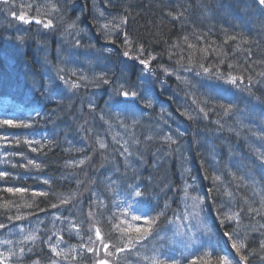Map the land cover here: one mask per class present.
Listing matches in <instances>:
<instances>
[{
	"label": "trees",
	"instance_id": "obj_1",
	"mask_svg": "<svg viewBox=\"0 0 264 264\" xmlns=\"http://www.w3.org/2000/svg\"><path fill=\"white\" fill-rule=\"evenodd\" d=\"M74 1L75 0H59V4L62 6L63 22L58 18L60 14L55 16V22L67 24L75 20L77 23H80L78 27L81 31L79 33L84 34V36H89L88 39L83 40L84 42H82L81 45H94V48L98 49L99 47L101 49L94 52L93 55L101 59L103 65L107 64L110 66V70L108 71V74H110L109 76H112L110 79H118L110 73L111 70L124 71L125 68H127L126 70L130 69L129 72L135 75L138 69L141 70L142 68L138 61L126 60V57L121 55L122 48L120 40H123V35L121 38V35L117 34L116 37H114L116 39V44H111L105 41L102 33H99L101 31L98 28V24L107 23L112 20L113 17L126 16L127 24L124 28L127 35L136 41L137 44H142L143 46L146 44L147 47L153 45L158 48L161 59L165 58L171 60L173 61L172 65L175 63V66L180 67V65L176 63L177 60L183 59V62L187 64L189 58L194 59L195 62L203 63L207 60L209 65L218 64L219 60H221L220 58L224 57L225 54H229L228 52L230 51L232 54H234L232 51L236 52L235 58L237 61L229 63L234 66L233 68L225 66L224 69L223 67L225 74L232 72L239 76L243 75L247 79L248 77L255 78L254 80H256L257 84L254 85V88L251 87V92L252 90H256V94L254 95L256 100L254 104L245 103V106H247L248 110H250V107H255L256 110L259 108L258 112H264V105L262 106L264 103V75H261L264 73V63H261V61H264V10L263 13L259 12V9H255V7L250 4L249 0L243 1L241 5L238 4L239 0H79V3ZM159 3L162 5H159ZM78 4H80V7L81 4H84V7H81L82 11L76 9V5ZM227 5L230 7L227 8ZM5 9L6 5L2 4V10L0 11V108H4L6 113L16 114L18 116L16 118L18 122L23 121L33 125L31 128H9L7 132L10 137L15 135L19 138L40 140L43 144L47 145L42 153H32L30 149H27L24 145L18 148H7L8 152L14 150L24 151L29 158L37 162L40 160L47 166L45 171L32 169L25 172L24 169L21 168L11 169V171L19 176H26L28 178L29 183L25 181L23 186H27L36 191H48L50 193L48 197L49 200L54 190L45 187V184H43L44 179L51 181V187H60L59 184L55 183L56 177H68L74 180L85 179L99 185L94 176L88 175L87 172L83 174L82 169H78L75 165V161L87 155L86 148L89 143L88 140L96 142L99 138L103 139L106 144H111V146L107 145V148L104 149L105 151H99H101L104 157H107V164L105 166L110 168L111 165H115L123 174H129L124 181H133L135 179L134 175L141 176V179L144 178L145 167L143 165L147 162L141 160V154L146 153L144 148L148 150L160 142L163 146L165 145L168 147L165 151L166 153L170 154V152H172L173 154L186 156V158H190L188 157L190 151H194V149L198 151L202 148L200 141L194 138L185 143L176 141L177 146L173 148L171 145L172 147L170 149V145H167L158 132L164 129L167 133L171 134L179 129H184V126L176 123V119L170 117L165 109L162 111L156 106L153 107L152 104V107L146 108L147 111L144 112L143 110H145V108L140 105L142 112H138L135 117L139 123H133L132 118L120 114L116 108L107 109L105 105L102 104V102H105L107 99L106 94L108 90H110L108 86H89L81 87L77 90H68L63 82L56 78L57 68H64L65 71L71 70L69 64L76 60L78 63L77 67L84 71L83 75H87L91 78L93 74L91 71H87L80 67L82 66L81 64L86 63L90 55L86 53H84V55L80 54V58L85 57L83 63H81L82 60L79 63L78 53H76L75 56L76 48L73 47L72 43L75 33L67 36L63 33L64 35H61L58 39H53L52 42L50 37L55 36L56 31H50L48 41L47 34L45 32L42 34V30H40L39 33L32 30L22 32L21 30L25 27H20L16 24L17 28L9 30L17 33L15 37H12L10 35L11 32H7L8 29L2 26V21L4 22L7 18ZM72 9L76 10L70 13ZM98 9L103 10V17L98 15ZM220 9L229 15L223 18L224 21L218 18ZM249 13L250 15H248ZM80 14L86 17V21L79 18ZM67 16H69L70 19H67ZM178 19H183L184 24H180ZM232 23L234 24L232 25ZM9 24L10 23H7L8 28L10 26ZM38 30L39 27L37 28V31ZM63 31H65V29H63ZM96 32L99 36L96 35ZM41 34L46 36V38L41 39ZM21 35L24 37L22 43L16 39ZM229 36H235L237 39L230 40L228 39ZM184 37H188L187 42H185ZM244 40L249 41V43H243ZM48 42L50 45H48ZM189 44L196 45V47L189 48ZM173 45H178V47H173ZM105 46L107 48L113 46L114 51L110 54L103 51L102 49ZM82 48L81 52L92 49ZM203 48L208 49L206 59H203L205 54L200 51V49ZM217 52L221 53V55L218 56ZM169 55H172V59H169ZM209 55L210 58H208ZM28 56L35 59L34 64H32L33 62ZM184 73L190 72L182 71L179 74L181 76L187 75ZM165 76L166 75L163 74L159 77L162 78ZM169 78H171V76ZM54 82H56L57 87H54ZM205 83L206 80L201 82L198 80L191 81V83L188 84V89L194 88L195 91L203 89ZM220 86L225 85L222 84ZM220 86H215L216 92H218ZM84 89H91L90 91L93 93L95 90V93L88 97L86 94L82 93ZM45 90L47 91L48 97L43 100L41 93ZM179 91L184 94L187 89ZM28 93H32L33 96H29ZM224 93H226V91ZM237 93L243 95L244 100L247 97H251V95H248L250 93L248 92L247 94L244 90H239ZM233 96L238 98L237 94L234 92ZM111 102L112 101L109 100V104ZM165 105L166 107L170 106L168 102ZM92 106L94 107L93 109ZM164 115L169 116L166 117L167 123L166 121L162 122L161 119V125H158L157 121H154V119L158 116H160V118L165 117ZM101 116L104 117L103 120L100 119ZM117 116L128 125L127 129L121 126L119 127V131L114 129L116 125L119 124L117 122ZM240 125L246 129L248 125L250 126L251 124L245 120L244 123ZM228 128L229 127H226L225 131ZM248 129L251 128L248 127ZM253 129V132L256 131L259 133L260 125H254ZM118 135L126 136L127 139L133 140L131 141L133 146L130 150L132 155H121V152H116L117 147L115 146L119 143L117 140H113V136L117 137ZM149 136L153 137V139H148ZM138 137H141V139ZM136 141H139V143H136ZM256 143V145H249L251 152L246 149L242 154V158L236 157V154L234 156L235 160L244 163V171L253 172L255 169L259 168V162L255 161L256 159L254 156L257 148H263L264 151V142L259 140ZM219 144L221 143H217V145ZM112 146H114L115 149L114 157L108 151ZM48 149H52L50 152L55 155L51 160L50 157H42L44 154H47ZM206 149V147L202 149L203 153L208 151V149ZM210 155L211 156L202 160V165L208 164L207 167H210L216 164L214 163L215 158L212 157L214 153ZM0 157L3 158V155H0ZM165 157L166 155L164 154L162 158L157 156L158 160H163ZM9 159L16 162L20 158L9 157ZM138 161L141 163L137 164ZM192 162L193 160L191 163L189 162V164H192ZM96 163H94L93 166H97L98 164ZM169 163H182L183 167H185V164H188L186 160L178 162L172 161L171 159ZM1 165L3 166H0V169L10 168V165ZM105 166L102 168V171H104V178H107L111 171ZM218 167L221 168L222 166L216 164L211 171L207 169L202 170L200 180L208 182L210 179H204L202 174H218ZM66 168H71V173L66 172ZM23 172H25L26 175H24ZM185 176L187 180L191 181L189 174L184 173V177ZM150 179L151 178H149V182L151 184L147 187L151 188L153 192L152 195L146 198L147 204L143 209L147 208L148 212L155 215L156 213H152L151 205L161 204L162 202L164 204L165 201L171 203V209H169L167 216L162 218L160 225V235L163 237L165 235V238H168L171 234V225H168L166 220L172 219L174 208H178L177 205L183 204L182 196L178 195L179 192L176 189L177 181H174L175 179L156 180V186H154V181H151L153 179ZM35 182H38V184L35 185ZM104 182H107V180ZM8 183H11L10 186H13L11 181L5 184L8 186ZM139 185L141 188V182ZM127 186V184L120 186L121 195L124 197V190ZM209 186L210 185L205 184L204 191H207V193ZM83 187L84 186L76 187L74 191H82ZM257 187L264 188V184L259 182ZM218 192L224 194L222 191ZM218 192L214 191L212 195H217ZM69 193V189H64V194L69 195ZM240 194L241 192L239 191L238 195ZM0 197L4 199H18L6 193H0ZM238 198V200L241 201V205H243V198H247L255 202L253 204L254 207L258 208L260 206L258 200L251 199L244 195L238 196ZM39 199L41 201L45 200L44 198ZM218 199L219 204L222 206L225 199L219 197ZM15 209L16 208L13 207L8 214L11 213V215H15ZM217 209L220 210L218 212L223 213L222 209L218 207V204ZM36 211L39 212V209L36 208ZM136 214H139V212ZM4 217L5 216L2 215L0 219ZM244 219L243 223L245 225H251L247 218ZM4 236H6V233H4ZM68 238L70 240L73 239L71 236ZM159 245L163 246V250L168 249L176 252L175 246L170 245L168 241H162ZM256 245L259 246V244H255V246ZM50 256L53 255H50L48 252H45V254L40 252L39 254L36 251V253L32 255H28L23 261L26 263L25 261L32 260V258L39 259V257L48 261ZM248 264H261V262L259 259L256 260V257L250 256Z\"/></svg>",
	"mask_w": 264,
	"mask_h": 264
},
{
	"label": "snow or ice",
	"instance_id": "obj_2",
	"mask_svg": "<svg viewBox=\"0 0 264 264\" xmlns=\"http://www.w3.org/2000/svg\"><path fill=\"white\" fill-rule=\"evenodd\" d=\"M260 6H264V0H258ZM0 3L4 5H10L13 0H0ZM30 12H34L35 15L29 16ZM9 14L16 20L23 22L24 24H32L41 26L43 29L54 31L57 25L54 23L51 17L59 15V20L63 22L62 6L59 4V0H41L40 3H33L31 0H24L23 3H17L15 10L9 8ZM98 15L103 17V10L98 9ZM127 24V17H113L112 20L104 24H98V28L103 34V38L106 42L116 44L117 34L123 35L122 51L121 55L130 60L138 61L142 66L141 71L151 76H155L157 70L162 71L166 76H176V79L182 84L188 85L191 81L184 76H181L179 72H195V75L204 79L217 81H223L224 83L232 86H236L239 89L240 84L244 83L245 77L232 75L231 72L227 74L219 70L220 65H223L225 61L219 60L218 64L206 66L203 62H195L194 59L189 58L187 64L183 62V59L177 60L176 63L180 65L179 69H170L162 64L153 66V61H156L158 57L156 55H149L145 57V47L142 44H137L132 38H130L125 32L124 26ZM81 30L78 27L77 21L73 20L68 22L65 26L64 34L72 35L75 33L77 37ZM19 42H23V35L16 38ZM199 39V38H198ZM228 39L235 40L237 37L229 36ZM185 42L188 41V37H184ZM243 43H249L244 40ZM73 47H86L94 48V45H81L79 38L73 41ZM178 47V45H173ZM196 45L189 44V48H195ZM111 53L113 49H105ZM207 58L208 49H200ZM215 51V50H213ZM217 55L221 53L217 52ZM169 59H172V55H169ZM264 63V61H261ZM229 68L234 66L228 64ZM261 75H264L262 73ZM56 78L63 82L68 90H77L81 87H100L108 86L111 89V95L109 97L113 106L119 111L120 114H124L132 118L133 123H139L135 119L138 112H142L140 105L143 108L152 107V99L148 96H142L140 91L135 85H133L126 78H121L113 81L109 78V74L106 71H101L99 74L93 73L89 78L87 75H77L75 70L65 71L64 68L56 69ZM75 78V79H73ZM251 77H248V84L243 89L251 94ZM226 91V90H225ZM194 103L197 104L199 113L203 114L206 119L208 117V111L204 107H201L194 98ZM208 103L207 100L204 101ZM218 108L223 110V115L227 116L234 110V105L231 102L220 103ZM215 111V109H211ZM188 119H195L189 113H183ZM39 115V113H38ZM104 119L103 116L100 117ZM107 122V121H106ZM117 122L121 127L127 129L128 125L119 119L117 116ZM220 123L219 120L216 121ZM31 123H25L23 121H17L14 119H0V155H3V159H0V164L10 165V168L0 169V182L7 183L10 180H18L21 177L11 171V169L21 168L25 171L32 169L39 170L42 165L36 160L29 158L24 151H11L8 152L7 148H18L21 145L26 146L32 153H42L43 149L47 146L40 140H34L29 138H19L15 135L9 136L7 129L9 128H31ZM257 139L264 142V129L259 133H253ZM170 146L176 144L172 134H167L161 137ZM148 139H153L149 136ZM113 140H116V136H113ZM98 150H104L107 148V144L103 139H97ZM139 143V141H136ZM132 155L127 148L121 153V155ZM255 156L259 162L260 168V183L264 184V151L257 149ZM9 157H19L16 162L9 159ZM83 164L84 161L78 162ZM185 173L189 174V170L185 169ZM233 182L244 181L245 177L237 176L236 173H232ZM212 182V187L208 189V193L212 194L214 191H219L223 186L222 174H213L207 176ZM253 183L251 185L253 195L259 197V207H254V201L247 198H243V205H239L236 201L234 193L225 189L224 195L228 197V205L223 213L218 212V216H222L220 224L234 225L231 232L225 231L223 235L230 242V247L224 251V254H219L215 250V246L205 242L202 239L197 238V233L203 236L209 232V227L202 217L204 211L205 198L199 194H193L197 192L195 186L188 183L187 180L181 185L180 191L183 194L184 210L177 212L173 210V218L167 219L166 223L171 225L174 229L173 236L180 237L178 241V247L175 251L178 255L172 256L163 250L162 245L154 243V241L163 240L164 237L161 233V220L167 216L169 209H171V203L165 201L162 208L159 210L153 209L156 212L152 215L151 212L143 211V207L147 204L145 199V193L140 190L139 185L129 184L124 190L125 198L123 200L116 201V207L118 212H111V208L104 204L102 200L93 201L89 207L88 212L85 214V219L77 220L71 217L54 216L53 224L56 221H67L64 228L58 229L52 232L51 236L47 237L45 242L53 253V256L48 258V264H61V261H68L69 258L75 252L72 248L69 252L65 253L61 248V244H66L65 238L61 235V232H67L70 236L78 237L82 242L80 248L87 254L91 264H248L249 257H256L260 260L261 264H264V224H260L259 221L256 224L244 225L241 213H245L250 220H254L256 216L264 218V188H258L255 178L253 177ZM43 184L50 185L51 181L48 179L43 180ZM238 187H246V184H239ZM107 191H114L109 185ZM0 193L11 194L12 197H17L19 200H23L24 203L20 204L17 199H4L0 197V214L4 215L10 223L14 221H26L30 216L35 213L23 214L19 211L15 215H8V212L13 208H38L39 211L45 212L48 209L40 207V203L37 202V198L49 197L48 191H36L30 189L27 186H5L0 187ZM58 202L48 201V208L59 209L61 206H67L71 203V196H62L53 193ZM29 197L31 202H29ZM131 198V199H129ZM135 206V207H134ZM105 208L111 215L105 212H97L96 208ZM222 207L224 205L222 204ZM139 212L140 214H136ZM142 222V223H141ZM39 223L43 221H38ZM103 225L106 230L102 231ZM258 225V227H257ZM15 227V224L12 225ZM193 229L195 231H193ZM9 230V223L0 221V231ZM19 232L22 234V239L13 240L10 238L0 239V264H12L13 259L16 258V264H22L20 258L24 257L26 251L32 252L33 248H26L25 245L28 242L35 244L37 240L44 239L37 234V230L19 228ZM252 233H258L260 236L259 248L253 249L249 247L248 242L252 239ZM85 234L87 235V243H84ZM52 236H57L58 239L55 243L51 242ZM211 249V250H209ZM232 250H234V255ZM248 254L245 255L244 253ZM235 256L239 257L237 261ZM31 264H40L39 260H32Z\"/></svg>",
	"mask_w": 264,
	"mask_h": 264
},
{
	"label": "bare ground",
	"instance_id": "obj_3",
	"mask_svg": "<svg viewBox=\"0 0 264 264\" xmlns=\"http://www.w3.org/2000/svg\"><path fill=\"white\" fill-rule=\"evenodd\" d=\"M243 1L244 0H239L238 4L241 5ZM255 1L256 0H254V2H251V0H249L250 4L253 5L255 9H259V12L263 13L264 9L261 8L262 6L259 5L258 0L256 3ZM74 2L79 3L80 1L75 0ZM14 3L17 4V1L13 0V3L10 4L5 9V15L7 16V18L5 19V22L10 23L9 24L10 26L9 28H8V25L4 27L5 29H8L7 32L10 33L11 31L9 30L17 28L16 24H18L20 27L22 26L25 27L23 28V30H21L25 32L28 26H25L23 22H20L14 19L9 14V8H12L13 10H15L16 5ZM159 5H162V4L159 3ZM81 7H84V4H81ZM228 7L230 6L227 5V8ZM1 10H2V3H0V11ZM244 11L246 12L245 9ZM248 15H250V13ZM226 16H229V15L226 12H224L222 9H220V12L218 13V18L220 20L221 19L223 20V18H225ZM178 22L180 24H184L183 19H178ZM233 24L234 23H232V25ZM10 35L12 37H15L17 33H14L12 31ZM73 36H74V39H72V41L79 38L81 43L84 42L83 40L89 38L88 35L84 36V34H81V33H79L78 37L76 34H74ZM45 38L46 36L41 35V39H45ZM51 41L53 42V39H51ZM144 47L146 49L145 57L149 55H156L158 57L156 61H153V66L157 64H162L165 67H168L170 69L180 68L179 66H175V63L174 65H172L173 61L171 60H167L165 58L161 59L159 49L154 47L153 45H150L149 47H147L145 44ZM97 50H101V49L98 47ZM93 54H90V56L87 58L86 63L81 64L82 65L80 66L81 68H84L87 71H91L92 73H98L101 70H104L105 68L110 70V67H107V64L103 65V61L97 58L96 56H94ZM28 57L33 62L32 64H34L35 59L31 58L30 56ZM83 62L84 61L82 60L81 63ZM110 73L117 78H119L120 75L125 74L123 71H118V70H111ZM190 73H184V74H187L184 77H187L191 81L198 80L199 82H201V81L206 80V83L204 84L203 89H199L197 91H195L194 88L188 89V85L182 84L180 81L176 79V76H171V78H169L170 76L169 77L165 76V77L160 78L159 76L164 74L160 70H157L155 76L149 75V78L146 77L148 76V74L143 73L141 70L136 72L135 75H133L132 72L126 73V75L129 78L128 80L131 81L136 87L139 86L136 82H140L141 80V85H142L141 87L142 89L145 90L144 96L146 95L150 97L151 95L150 93H152L153 96H151V98H156V94H160V96L167 98L168 104H170V106H167L164 109L170 115V117H174L176 119V123L182 124L184 126V129H179L178 131L171 133L176 141L185 143L186 141L194 139V138L197 141H200V145L202 147L201 149H199L198 151H195V149L194 151L193 150L190 151L188 155V157L190 158H186V156H182V159L186 160L188 163L185 167H183L182 163H177V164L169 163L173 153L171 154L166 153L165 151L168 149V147L165 145L163 146V144L161 143V144L155 145L153 148H149L148 150L144 148L146 153L143 152L145 154H141V160L147 161L143 165L145 167L144 178L141 179V176L134 175L135 179L133 181H128V180L124 181L129 174L128 175L123 174V172L115 165H111L110 168L105 166L107 164V160H106L107 157H104L102 155L101 159L103 160L104 166L106 168H109L111 173L108 174L107 178H104L105 180H103L101 177H96V180L99 183V185L96 183L87 181L85 179H80V180L75 179L74 180L68 177H60V178L56 177L55 183L59 184L60 187H56V186L51 187V184L45 185V187H47L48 189L54 190L49 200L54 203L58 202L55 196H53V193H55L57 195H62V196H71L72 197L71 203L67 206H61L59 209H51V208H47L48 201H49L48 199L41 201L39 198H37V202L40 203V206L43 208H47L48 210L45 212H41V211L37 212L35 207L32 209L20 208L19 210L16 208L15 209L16 214L19 211L20 213H23L26 215L29 213H35V215L30 216L29 219L26 221H18V222L14 221L12 223L7 221L5 217L3 219L1 218L0 221L4 223H9V230L4 231V233H6V235H9L11 239L18 240L20 238V234H18L17 232L19 228H24L26 230L28 229L37 230V234L43 237L44 239L37 240L35 244H33L32 242H28L25 245V247L26 248L32 247L33 251L32 253L31 252L29 253L26 251L25 254H27L28 256V255H32L33 253H36L37 251L39 254L40 252L42 254H45V252H48L50 253V255H53V253H51V250L47 248L48 243L45 241L47 240V237L51 236L52 232L57 231L58 229L64 228L67 224V221H56L55 224H53L52 221H53L54 216L58 215L61 217H71L72 219L83 220L85 219V214L88 212L90 205L92 204L93 201L97 200V198H99V200H102L104 204L108 205V207L111 208V212H118L119 209L116 207V201L118 199L123 200L125 198L123 195H121L122 196L121 197L118 194V189L120 188L121 185L122 186H124L125 184L139 185L141 182V188H140V185H139V188L145 193V199H146L149 195H152V192H153L151 188L147 187L149 184H151L149 182V178L153 179V180L151 179L150 180L154 181V186L157 185L156 180L158 181L165 180V179L171 180L172 178V180L175 179L174 181H178V180H181L182 174L184 176L185 171L183 170L187 169L189 170L190 180L192 179L191 180L193 182L192 184L197 189V192L193 194L200 193L201 196L205 198V201H206L204 204L205 206H204V211L202 213V217L209 227V232L203 236H200V234L197 233V238H201L205 242L210 243L211 245H214L216 252H218L221 255L224 254V251H226L230 247V242L223 235V233L225 231L231 232L234 225H229V224L221 225L220 224V219L222 218V216H218V211L220 210L217 209V204H218V207L221 208L222 211L224 212L228 205V197H226L224 194L219 193L218 191H217L218 192L217 195H212V194L207 193V191H204L205 184L212 186V182L211 180H209L208 182L200 180V177H201L200 174H201V171L204 169H207L209 171L213 170V166L218 164L219 166H222V169L219 171V174H222V180L224 181V184L222 187H220L219 191L224 192L225 189L232 191L239 205H241L240 203L241 201L238 200L239 199L238 196H241V195H244L246 197L259 201V197L253 195L251 185L253 183V179H252L253 177L255 178L256 184L260 182V168L255 169L253 172L244 171V167H243L244 163L242 161L240 162L239 160H235L234 156L236 154V157L242 158V154L246 149L251 152L249 145H256L257 144L256 142L259 141V139H257V137L253 135V133H257V132L256 131L251 132L250 129H248V127L252 128V126L248 125V127L244 129V127L241 126L240 124L244 123L245 120L248 122H254L255 126L260 125V131H261L262 129H264V112L263 113L258 112L255 109V107H250V110H251L250 111L247 109V106H245V103L254 104L256 100V97L254 96L256 94V90H252L251 94H248V92L245 91L248 95H251V97H247L244 100L243 95L237 93V91H239L241 87H239L238 89L236 88V86L229 85L228 88H226L225 86H220L224 84V82L220 83L218 81L207 80V79L196 76L195 72H190ZM53 85L54 87H57L56 82H54ZM215 86H220L218 92L215 91L216 90ZM177 88H184V89H187V91L182 96L177 95L176 97V94L174 93V89H177ZM225 90H226V93H224ZM233 92L237 94L238 98L236 96H233ZM82 93L86 94L89 97L90 95L92 96L95 93V90L93 93L90 90L84 89ZM28 95L33 96L32 93H28ZM106 95H107L106 97L107 99L105 102H102V104L105 105L107 109L109 108L115 109L112 102L109 104V100H110L109 97L111 95V91L108 90ZM41 96H42V99L45 100L46 97H48L47 91L46 90L43 91L41 93ZM194 98L201 107H204L205 110L208 111V117L206 119L203 117L202 113H199L197 104L194 103ZM205 100L208 101L207 104L204 103ZM228 102H231L234 105V110L232 113L225 116L223 115V110L218 108L217 105L220 103H228ZM263 105L264 103L262 104V106ZM142 106L143 105L141 104V107ZM3 109L0 108V118L16 120V118L18 117L16 114L14 113L7 114L6 112L3 111ZM211 109H215V111H212ZM183 113H189L192 116H194L195 119H188V117L184 115ZM164 116L165 117H162V118L158 116L154 119V121H157L158 125H161V119H162V122L166 121L167 123L166 117H169V116L167 115H164ZM217 120L220 121L219 124L216 123ZM119 127H120V124H117L116 128L114 129L119 131L120 129ZM226 127H229V128L225 131ZM158 134H160L162 137L170 133H167L166 130L162 129L161 131L158 132ZM207 138H209V140ZM205 140H207L208 142ZM217 143H221V144L217 145ZM205 147L208 149V151L203 153L202 149ZM51 150L52 149H48L47 154H44L42 157H50V160L52 159V157H55L54 153L50 152ZM118 151L119 149H116V152ZM128 151L130 152V149H128ZM210 152L214 153L212 157L215 158L214 163L216 164L211 165L210 167H207L208 164L202 165V160L211 156ZM163 154L166 155L165 159L158 160L157 156L162 158ZM0 159H3V158L0 157ZM192 160H193L192 164H189V162L191 163ZM139 161L137 162V164L141 163ZM38 163L42 165V167L39 169L40 171H45L47 169V166L42 161L39 160ZM96 164H98L97 166H99L98 162ZM75 165L77 166V164ZM0 166H3V165L0 164ZM2 169H5V168H2ZM71 170H72L71 168H66V172L71 173ZM25 172H23L24 175H26ZM232 173H236L237 176L245 177L244 181L237 180L233 182V178L231 175ZM210 175L211 174L209 175L202 174V177L208 180V178L206 177ZM20 177L21 178L18 180H10L13 186H23L25 181L29 183L28 178L26 176H20ZM106 180L107 182H104ZM35 183H36L35 185L38 184V182H35ZM239 184H246L248 186L238 187L237 185ZM10 185L11 183H8V186ZM109 185L112 187L114 191L110 192L106 190ZM5 186L7 185L4 182H0V187H5ZM81 186H84L82 191H78V190L74 191L76 187H81ZM210 186L209 188H211ZM64 189H69V192H70L69 195L64 194ZM239 191L241 192L240 195H238ZM218 197L225 199V201L222 203L224 207H222L219 204ZM17 200L20 204L24 203L23 200H19V199ZM29 202H31L30 197H29ZM163 205H164L163 202L161 204L151 205L152 213L153 212L156 213L155 211H153V209L158 210L159 208H162ZM177 207L182 208V205H177ZM174 209L177 212L182 211V210H178V208H174ZM94 210L97 211L98 213L105 212L106 214L111 215V212H108L107 209L105 208L98 207ZM142 210L148 212L147 208H144ZM8 215H11V213ZM241 215H242L243 221L245 220L244 218H247V220L251 224H256L257 221H259L260 224H264V218H261L260 216H256L254 220H250L245 213H241ZM1 216L2 214H0V217ZM38 221H43V223H39L37 227ZM13 224H15V227L12 226ZM16 224L18 225L20 224L21 227H19ZM101 227H102V231L106 230V228L103 225H101ZM0 232H3V231H0ZM60 234L64 236L65 241L72 243L78 250V252H76L75 254L76 256L75 261L79 262V264H86V263L90 264V260L88 259L87 253H85L80 248V244L82 241L76 236H71L73 239L70 240L68 238L70 237V235L67 232H61ZM251 235H252V239L248 242V244L250 245L249 247L253 249H258L259 246L257 245L255 246V244H259L260 236L258 233H252ZM169 238L170 236L168 238L167 237L165 238V235H164L163 240L154 241V243L159 245L162 241L167 242ZM57 239H58L57 236H52V241L57 240ZM83 242L87 243L86 234H85V238ZM177 247H178V242L175 245V248ZM164 251L172 256L178 255L177 252H173L168 249H165ZM232 252L234 255V250H232ZM244 254L247 255L248 253L245 252ZM235 259L238 261L239 257L235 256ZM32 260H39L40 264H48V261L46 259H41L40 257L39 259L32 258ZM256 260L258 259L256 258Z\"/></svg>",
	"mask_w": 264,
	"mask_h": 264
},
{
	"label": "rangeland",
	"instance_id": "obj_4",
	"mask_svg": "<svg viewBox=\"0 0 264 264\" xmlns=\"http://www.w3.org/2000/svg\"><path fill=\"white\" fill-rule=\"evenodd\" d=\"M17 1V3H23L24 2V0H16ZM244 1H246V0H244ZM31 2H33L34 4L35 3H40L41 2V0H31ZM251 2H254V0H251ZM257 2V0L255 1V3ZM15 5H16V3H14ZM262 9H264V6H262L261 7ZM76 9H79L80 11H82V9H81V7H80V4H78V5H76ZM76 9H72L71 11H70V13H72L73 11H75ZM92 14V13H91ZM32 15H35V13L34 12H30L29 13V16H32ZM71 16V15H70ZM80 17V19L81 20H83V21H86V17L85 16H83V15H79ZM93 17V16H92ZM52 19H53V21H54V23L57 25V27H56V29L54 30V31H56L55 32V36H52L50 39H58L61 35H64L63 33H64V31H63V29H65V26H66V24H60V22H55V16H53V17H51ZM67 19H70V17L69 16H67ZM5 25H7V23L4 21H2V26H5ZM25 26H28L27 27V29L25 30V31H28V30H32V31H36V32H38L39 33V31L40 30H42V34L45 32L46 34H47V39H48V41H49V33H50V30H46V29H43L41 26H39V25H36L35 24V22H33L32 24H25ZM78 26H80V23H78ZM39 27V30L37 31V28ZM23 32V31H22ZM97 33V32H96ZM100 34H101V32H99ZM41 34V35H42ZM97 36H99L98 35V33L96 34ZM103 36V35H102ZM99 38H101V37H99ZM121 38H122V35H121ZM121 41V45H122V41L123 40H120ZM55 42V41H54ZM73 43V42H72ZM48 45H50L49 44V42H48ZM76 48V47H75ZM84 48H86V47H84ZM81 49H83L82 47H80V48H76V51H75V56H76V53H78V61H79V63H80V61L81 60H83L85 57H81L80 58V54L81 55H84V53H86V54H88V55H90V54H93L94 52H96L97 51V49L96 48H92V49H87V50H84V52H81ZM108 49H113V46L112 47H108ZM113 51H114V49H113ZM234 54H232L231 53V51L230 52H228L229 54H225L224 55V57H222V58H220V59H223L224 61H225V63L223 64V65H220V68H219V70L221 71V72H223V73H225V66H228V64L229 63H231V62H236L237 60H236V56H235V53L236 52H234V51H232ZM109 53V52H108ZM110 54V53H109ZM260 57H261V55H260ZM80 58V59H79ZM208 58H210V55H209V57ZM126 60H130V59H128V58H126ZM205 64H206V66H209V62H207V60H206V62H204ZM77 61L75 60V61H73V62H70V69L71 70H75L77 73H78V76L79 75H81V74H83V70H81L80 68H78L77 67ZM210 65H212V64H210ZM107 67H110L109 65H107ZM223 67H224V69H223ZM127 68H125V70L123 71L125 74H123V75H120L119 76V78L118 79H121V78H126L127 80L129 79L128 78V76L126 75V73H129V71H130V69H128V70H126ZM102 71V70H101ZM100 71V72H101ZM103 71H106V72H108L109 70H107V69H105V70H103ZM138 71H139V69H138ZM99 72V73H100ZM98 73V74H99ZM232 73V72H231ZM86 74H88V73H86ZM227 74V73H226ZM93 75V74H92ZM110 75V74H109ZM232 75H236V73H232ZM173 76H175V75H173ZM239 76V75H238ZM241 76H243V75H241ZM111 78H112V76H110ZM146 77H148L149 78V75L148 76H146ZM252 78V80H251V87L252 88H254V85H256L257 84V82H256V80H254L255 78H253V77H251ZM113 81H115V80H117V79H115V78H113L112 79ZM129 81V80H128ZM211 81H217V80H215V79H212ZM218 82H220V83H222L223 81H218ZM132 83V82H131ZM139 86L137 87V89L140 91V93L144 96V93H145V90L144 89H142V85H141V80H140V82H136ZM133 84V83H132ZM177 84H179V83H177ZM247 84H248V79L245 77V80H244V83H242V84H240V89L239 90H243L246 86H247ZM134 85V84H133ZM224 85L228 88V84H225L224 83ZM105 87V86H104ZM251 88V89H252ZM182 89H184V88H181V89H174V93L176 94V97H177V95H180V96H182L183 94L179 91V90H182ZM89 90H91V89H89ZM98 90V89H97ZM110 91H111V89H110ZM151 95H150V97L151 96H153L152 95V93H150ZM164 95H165V93H164ZM146 96V95H145ZM160 94H156V98H151L152 99V104H153V107L154 106H156V107H160V109L163 111L164 110V108L166 107V103L168 102L167 101V98L166 97H163V96H160ZM187 101V100H186ZM164 104V105H163ZM165 106V107H164ZM94 107L92 106V109H93ZM257 111H259V108H258V110ZM250 126H252V128L250 129V131L252 132L254 129V125H255V123L254 122H250ZM259 132H260V130H259ZM139 139H141V137H138ZM208 140H209V138H207ZM116 140H117V142L119 143L118 145H116L115 147H117V149H119V152H123L124 151V148H128V149H130L131 150V148H132V146H133V143H131V141H133V140H129V139H127L126 138V136H121V135H118L117 137H116ZM205 141H207V140H205ZM88 145H87V148H86V152H87V155L85 156V157H81L80 159H78L77 161H75V164H77V166H78V169H82V173L83 174H85L84 172H87V174L88 175H92V176H94L95 178L96 177H101L103 180H105L104 179V177H102L104 174V171H102V168L104 167V163H103V160L101 159L102 158V154H101V151H99L98 150V148H99V146H98V143L97 142H93V141H90V140H88ZM105 142V141H104ZM208 142V141H207ZM159 144H161L160 142H159ZM168 144V143H167ZM107 145H110L111 146V144H107ZM115 145V144H114ZM155 145H157V144H155ZM154 145V146H155ZM172 146H173V148L175 147V146H177L176 144H172ZM172 146H170V147H172ZM113 147V148H112ZM111 148H109L108 149V151H109V153H112L113 154V156L115 155V149H114V146H112ZM259 147V146H258ZM257 148V147H256ZM257 149H259V150H261V151H263V148H257ZM105 151V150H104ZM181 151V150H180ZM172 152H170V154H171ZM105 154H106V152H105ZM182 155H180V154H172V156H171V160L172 161H180V162H182V161H184L183 159H182V157H181ZM100 157V158H99ZM255 157V161L257 162L258 160H257V157L256 156H254ZM81 160H83L84 161V163L83 164H79L78 162L79 161H81ZM96 162H98L99 163V166H93V164L94 163H96ZM185 166H186V164H185ZM218 169V174H219V171L222 169V167L220 168V167H218L217 168ZM84 170V171H83ZM185 178H186V176H185ZM187 179V178H186ZM192 180V179H191ZM181 181H183V182H181ZM184 181H185V179H184V176H183V174H182V177H181V180H178L177 182H176V184H177V190H178V195H180V196H182V199H183V194H182V192L180 191V188H181V185L184 183ZM187 182L188 183H193L192 181H188L187 180ZM120 189H121V187L118 189V194H119V196H121V192H120ZM200 194V193H199ZM200 196H201V194H200ZM202 197V196H201ZM206 202V201H205ZM207 204V203H206ZM205 206V205H204ZM178 210H184V205L182 204V208L181 207H178ZM16 225H18V224H16ZM19 227H21V225L19 224L18 225ZM193 231H195L194 229H193ZM18 232V234H20V238L19 239H22V234L19 232V230L17 231ZM171 234H170V238L168 239V242L170 243V245H176L177 244V242L179 241V239H180V237H174L173 236V232H174V229L172 228V226H171ZM1 239V238H0ZM57 240H53L52 241V238H51V242L52 243H55ZM67 243L66 244H61L60 245V248L65 252V253H67V252H69V250L70 249H72V248H74L75 249V252L73 253V255L69 258V260L68 261H61V264H79V262H77V261H75V258H76V256H75V254H76V252H78V250L76 249V247L72 244V243H70V242H68V241H66ZM47 248H49V246L47 247ZM50 249V248H49ZM0 250H2V249H0ZM54 255V254H53ZM89 255H91V254H87V256H89ZM27 258V254H25L24 255V257H22V258H20L21 259V261H22V264H31V261L32 260H28V261H25L26 263H24V261L23 260H25ZM12 264H16V258H14L13 259V262H12ZM86 264H88V263H86ZM90 264H91V261H90Z\"/></svg>",
	"mask_w": 264,
	"mask_h": 264
}]
</instances>
